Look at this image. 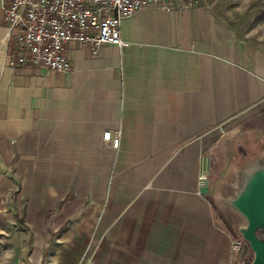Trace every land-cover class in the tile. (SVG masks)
Here are the masks:
<instances>
[{"label": "crops", "instance_id": "1", "mask_svg": "<svg viewBox=\"0 0 264 264\" xmlns=\"http://www.w3.org/2000/svg\"><path fill=\"white\" fill-rule=\"evenodd\" d=\"M120 37L33 69L0 7V192L29 264H244L220 199L264 154V46L203 0L148 3Z\"/></svg>", "mask_w": 264, "mask_h": 264}, {"label": "built area", "instance_id": "2", "mask_svg": "<svg viewBox=\"0 0 264 264\" xmlns=\"http://www.w3.org/2000/svg\"><path fill=\"white\" fill-rule=\"evenodd\" d=\"M161 0H0L3 19L18 50L15 62L50 72L65 73L70 64L65 44L74 42L94 54L103 44L125 46L120 23L148 3ZM189 4L192 0H186ZM181 7L184 3L179 2ZM165 9L170 7L165 5ZM112 148L119 133H102ZM242 242L235 239L231 249L240 252Z\"/></svg>", "mask_w": 264, "mask_h": 264}, {"label": "rangeland", "instance_id": "3", "mask_svg": "<svg viewBox=\"0 0 264 264\" xmlns=\"http://www.w3.org/2000/svg\"><path fill=\"white\" fill-rule=\"evenodd\" d=\"M203 1L230 24L236 34L254 38L261 46H264V0ZM9 198L11 195H2L0 192V264H29L27 258L29 246L24 241L26 233L13 221V214H18L19 211L10 208ZM16 236L17 239H15ZM240 241L244 243L241 239ZM45 258L48 264V256L46 255ZM248 262L249 260L244 259V264Z\"/></svg>", "mask_w": 264, "mask_h": 264}, {"label": "water", "instance_id": "4", "mask_svg": "<svg viewBox=\"0 0 264 264\" xmlns=\"http://www.w3.org/2000/svg\"><path fill=\"white\" fill-rule=\"evenodd\" d=\"M220 203L239 221L236 231L249 250L248 264H264V154L241 166Z\"/></svg>", "mask_w": 264, "mask_h": 264}, {"label": "trees", "instance_id": "5", "mask_svg": "<svg viewBox=\"0 0 264 264\" xmlns=\"http://www.w3.org/2000/svg\"><path fill=\"white\" fill-rule=\"evenodd\" d=\"M20 227H22L23 229L25 228L24 225H20Z\"/></svg>", "mask_w": 264, "mask_h": 264}]
</instances>
